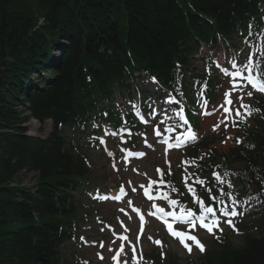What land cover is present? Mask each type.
<instances>
[{"label":"trees","instance_id":"trees-1","mask_svg":"<svg viewBox=\"0 0 264 264\" xmlns=\"http://www.w3.org/2000/svg\"><path fill=\"white\" fill-rule=\"evenodd\" d=\"M10 1L0 0V264H69L60 247L74 237V192L91 185L87 148L97 145L88 139L102 123L122 125L117 95L134 96L136 77L145 74L186 105L201 90L213 98L211 57L207 71L192 74L191 61L202 43L219 48L235 37L252 46L264 73V0H36L38 22L9 11ZM250 106L259 111L253 124L236 123L242 141L208 153L194 169L206 200L224 189L245 203L238 231L211 239L195 264H264V95ZM28 117L49 120L51 130L26 134ZM207 144L193 149L195 159ZM25 172L34 174L31 187L19 179ZM214 172L232 187L214 180ZM16 222L22 224L3 229ZM167 253L151 252L149 264H181Z\"/></svg>","mask_w":264,"mask_h":264},{"label":"rangeland","instance_id":"rangeland-1","mask_svg":"<svg viewBox=\"0 0 264 264\" xmlns=\"http://www.w3.org/2000/svg\"><path fill=\"white\" fill-rule=\"evenodd\" d=\"M7 9L9 11L22 13L24 16L31 18L33 22H38L42 18L43 14V10L37 4L36 0H12L7 3ZM229 45L230 46L223 44L219 49H211L212 55L218 54L221 59V61L219 60L221 64L228 61L231 55L234 56L233 54H236L238 57H245V54H243L245 50H243V45L239 39L232 40L229 42ZM55 53L58 54L57 51H55ZM208 54L209 53H203L205 58H207ZM202 64L203 60L200 59V57H196L193 64V73L196 70H202ZM233 65L241 67L237 64L230 65V63L228 65L229 67H227L226 64L225 67L230 69V71H226L224 76L219 75L220 84L219 88L215 89L216 99L212 105L206 106L204 101H202L201 106L200 104L196 105L195 103L192 105L194 111H196V107H206V111L204 113L200 115L196 114L199 120V130H192V132L195 133L196 138L191 140L193 143L196 141L201 142L203 139L208 142L209 146L203 145L200 152H198L200 153L199 157L201 158L207 155V153L211 150H216L218 152L226 151L228 147L237 141V139L241 140L239 136L240 131L232 126L235 108L239 107L241 96H243V103L248 105L252 96L259 95L257 93L255 94L256 91L253 90L252 86L247 83V80H241V85L238 87L236 86L235 89H233L235 80H238L234 79L235 74H231L232 69H235ZM243 74L247 76V71H244ZM245 85H247V87H245ZM135 86L144 92V95L135 94L134 97L136 100H140L144 96L149 95L150 106L160 112L159 115L163 113L168 115V121L174 123L173 125L160 122L157 123L158 129L162 131V135L165 133L166 129H171V140L178 142L176 137L184 139L186 134L191 131L190 128H187V123H184L181 119V115L184 117L183 107L187 102H177L168 90L162 89L158 84L154 83L150 77L145 75L137 76L133 89ZM249 91L253 93L251 97L247 95ZM226 93H229L230 95L226 97ZM128 99L129 97L123 96V94H119L117 96L116 109L119 112L129 111L131 105L127 104ZM226 99H230L233 103H225ZM168 101L174 102L169 103ZM221 105H223V107H221ZM224 107L229 108L233 115L225 113L223 110ZM193 108L191 109L193 110ZM241 112L243 113L245 110L241 109ZM25 115L28 116L27 114ZM225 116L228 117L227 120L224 119ZM160 117L164 118L165 116L161 115ZM236 121H246L250 124L253 122L251 115H245L243 119L236 118ZM23 122H25V126L29 124L31 126L36 125L37 129L39 128L38 123L32 120V118L28 117V119ZM42 124L43 123H41V125ZM217 124H219V127L216 128V130H213V126ZM225 124L228 125L227 128L225 127ZM103 127L108 128L109 126L104 125ZM150 127L151 125L147 123L142 129L141 127L134 129L130 135L128 134V136H124L119 132L116 133L115 136L105 134L102 139H104L108 151H111V155L101 152L95 144L92 147L87 148V163H89V177L87 180L88 183H91V185H88V188H86V186L85 189L80 192H74V197L78 202L75 237L69 243H65L61 246V251L68 259L69 264H113L112 252L120 250L121 245H119V242L111 236L110 232L109 234L107 233V225L110 226V224L113 225V229L115 231H126L129 234V240L126 242L127 245L123 248V252L121 253L123 259L127 260L128 264H149L150 254L153 251H157L162 254L167 252L176 253L180 258L181 264L196 263L197 257L201 251L193 245L192 251L189 252L178 239L174 238L168 232L166 225L160 224L150 215L147 220V226L144 233H137V221L131 212V208L141 206L149 214L151 201L143 199L139 193L133 194L131 192H129L127 196L123 197V201L121 203H115L114 201L112 203L108 199H103L104 197H101L103 195L113 194L117 182H120L122 179L125 181L126 178H136L140 181L144 175L146 176L145 179L156 178L158 175L157 169H160L161 171L163 170L165 174L170 173V175L174 176V179H179L177 186H182L180 180L186 176L187 171H190L186 167L188 166V163L190 164V162H184V159H186L185 150L181 148L166 152L163 144L160 140H158L159 137L154 138L153 136L155 133H153L152 136ZM43 128L48 130V123H46ZM30 131L35 133L36 129L32 128ZM99 135H101V133H99ZM120 136L124 137L120 138ZM86 139L88 138H82V143H87ZM90 139L92 138L90 137ZM145 139H147L151 148L146 146L144 141ZM126 141L127 145L132 148V151L137 148L138 150L145 152V156L141 159L134 158L133 153H131L129 157L135 160L132 161L131 166L128 168L122 166V148L126 145ZM110 156L114 157L115 162L117 161L116 163L114 162L118 166L117 171H113L111 169L109 164ZM192 167L193 164L190 165L191 170ZM137 171L139 174L136 173ZM19 179H22L21 182L25 187H31L35 182L33 173H22ZM221 179L223 182L229 183L224 176L221 177ZM166 185L167 191L165 192L167 194V204H165V202L159 203L164 206L166 212H168L170 208H176L178 211H182V209L183 211H186L183 203V197L178 195V198L176 196L174 197L169 189V181H167ZM192 194L193 192H189V190L186 192L183 188L182 196ZM109 198H114V196H109ZM193 199L194 204L196 206L199 205L197 212L199 213L201 204L200 198ZM227 199L226 195H221L219 200H215L219 205L224 206L225 204L227 205ZM169 200H176L178 201V204L170 206L168 205ZM221 201L224 203H221ZM188 205L189 203L187 202V206ZM204 206H206V204H204ZM189 208H192L193 213H195L194 207ZM107 209L110 211V214ZM236 211L241 213V215L230 217L234 225L242 216V210L238 205L236 207ZM209 216L211 217V214H209ZM219 219V228L223 229V231L221 232L217 229L215 230L214 235L210 234L206 229L200 227L199 222H197L194 226L188 225L187 223H178L180 225H173V230L185 231L191 235H195L205 247H208L211 239L215 237L219 238L221 233H230L233 230V228L226 222L228 217H220ZM21 224V222H16L14 224L11 223L8 226H4L3 229L6 227H9L10 229L18 228ZM156 241H160L161 243L157 244L155 243ZM231 241L233 244H239L240 235L238 233L232 234ZM188 243L191 244L192 242L189 241ZM133 247L135 248V261L133 259ZM99 253L103 256H99ZM101 257H103V259H101Z\"/></svg>","mask_w":264,"mask_h":264},{"label":"snow or ice","instance_id":"snow-or-ice-1","mask_svg":"<svg viewBox=\"0 0 264 264\" xmlns=\"http://www.w3.org/2000/svg\"><path fill=\"white\" fill-rule=\"evenodd\" d=\"M260 54L261 56H264V47H262L260 49ZM234 68H236V72L234 75V79H239V80H247V83L250 84L252 86V89L264 94V73L259 71L260 68V61L256 60L255 62L253 61L252 56H249L248 61L243 64L241 67H237L236 65H233ZM255 69V75L253 74V71ZM244 71H247V76H245L243 73ZM153 82H155V78H153ZM236 85H233V89H235ZM245 87H247V85H245ZM182 94V93H181ZM252 92L249 91L247 93V95L249 97L252 96ZM228 95H230L229 93H226L225 96L227 97ZM169 103H172L174 101H168ZM225 103L227 104H232L233 102L230 99H226ZM221 107H223V105H221ZM241 109H244L245 112H241ZM225 113H228V115H233L232 111L227 108L224 107L223 108ZM253 111H259V109H252L250 105H246L243 103V96L240 97V103H239V107L235 108V114H234V118L232 120V126L235 127L236 126V118H241L243 119V117L245 115L250 116L252 115ZM181 119L184 121V123H187V120L184 119V117L181 115ZM225 120L228 119L227 116H225L224 118ZM227 124H225V127L227 128ZM219 127V124L214 125L213 126V130H216V128ZM168 131H171V129H168ZM156 135H159V131H156ZM196 138L195 133L192 131H189L184 139H181V137H176V140L178 141L176 144H168V140H164L163 142L165 144H168V148H172V147H181L186 145L188 142H190L191 140H194ZM239 139H237V143H239ZM101 143H104L103 139H101ZM167 152V149H166ZM111 155V153H109ZM129 155H131V153H129ZM139 155H143V153H140ZM170 163V162H169ZM187 163V162H185ZM115 167V165H114ZM157 172L160 173L161 176H163V172L160 169H157ZM170 174V173H169ZM214 176L216 178V180L220 183H223L220 175L218 173H214ZM187 177H185V183H187ZM196 183L199 184H204V181L201 180L199 177H196ZM160 184H163V181L161 180L159 182ZM152 184H157V181H149V187ZM229 187H232L231 184L228 185ZM141 188H144V195L148 197V199H153V197L151 195H149V191L148 188L145 187L144 185H140ZM174 191H177L176 189H173ZM189 192H193L194 198H195V193L194 190L189 187L188 188ZM209 191H211V189H208ZM221 195H229L227 193L223 192V189H221ZM157 199H166L167 197L163 196V194H161L160 196L156 197ZM116 199H120L119 196L116 197ZM215 199V198H213ZM170 206H175L178 204V201L176 200H169L168 201ZM221 203H224L223 201H221ZM232 208L231 210H229L228 205H224L223 207L220 208V213L221 215H223L224 217H228V219L226 220V222L229 224L230 227L233 228V230L238 231V229L235 228V225L232 222V219L230 217H235L237 215H241V213H238L236 211V204L238 203L236 200H232ZM153 208L156 209V212H149V215H157L158 219H161L164 221V223L167 226V230L168 232L176 239L179 240V242L189 251H192V246L194 245L195 247H197L201 252L205 251V246L200 242V240L195 236V235H191L188 232L185 231H174L173 230V224L169 223L165 217L166 216H174L175 214L173 212H165L164 208L162 207H158L155 203L152 205ZM135 212L140 213L139 209H134ZM209 214H211V219H209ZM140 220H141V224L144 223V216L143 214L140 215ZM179 220L181 222H187L192 224L193 226L195 225V223L198 221L200 224V227L206 229L210 234H215V230H219V231H223V229L219 228L220 225V219L216 216V213L213 209V207H205L203 205V203L200 204V214L199 215H195L193 213L192 210H188L186 215L183 212V209L181 211V215L179 217ZM151 239V238H150ZM191 241L192 243L189 244L188 242ZM155 243L160 244V241H156ZM111 250V249H109ZM123 252V247H121V249L117 252L116 256L113 257V260L116 261V264H120L119 261V256L120 253ZM101 259H103V257H101ZM133 259L135 261V248L133 247ZM125 264H127V261H125Z\"/></svg>","mask_w":264,"mask_h":264},{"label":"bare ground","instance_id":"bare-ground-1","mask_svg":"<svg viewBox=\"0 0 264 264\" xmlns=\"http://www.w3.org/2000/svg\"><path fill=\"white\" fill-rule=\"evenodd\" d=\"M30 125L28 124L27 125V127H29ZM32 128L34 127V126H31ZM28 130H30V129H28ZM31 131H27V133H30ZM108 210V209H107ZM108 212H109V214H110V211L108 210ZM112 214V213H111Z\"/></svg>","mask_w":264,"mask_h":264}]
</instances>
